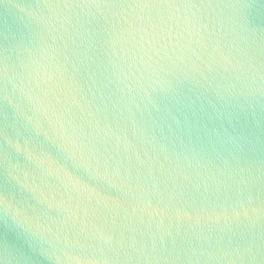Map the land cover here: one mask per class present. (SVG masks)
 <instances>
[{"label": "water", "instance_id": "water-1", "mask_svg": "<svg viewBox=\"0 0 264 264\" xmlns=\"http://www.w3.org/2000/svg\"><path fill=\"white\" fill-rule=\"evenodd\" d=\"M0 264H264V0H0Z\"/></svg>", "mask_w": 264, "mask_h": 264}]
</instances>
